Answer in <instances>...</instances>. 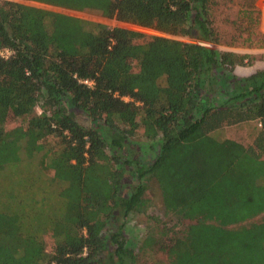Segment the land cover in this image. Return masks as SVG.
I'll use <instances>...</instances> for the list:
<instances>
[{
  "label": "trees",
  "instance_id": "16d2710c",
  "mask_svg": "<svg viewBox=\"0 0 264 264\" xmlns=\"http://www.w3.org/2000/svg\"><path fill=\"white\" fill-rule=\"evenodd\" d=\"M256 1L244 0L232 43L264 47ZM216 4L0 0V50L11 51L0 53V264H137L125 232L152 208V183L165 215L189 221L163 224L167 259L154 264H264V68L239 76L252 55L214 46ZM250 121V144L221 133ZM139 131L154 145L143 158Z\"/></svg>",
  "mask_w": 264,
  "mask_h": 264
},
{
  "label": "rangeland",
  "instance_id": "374dc122",
  "mask_svg": "<svg viewBox=\"0 0 264 264\" xmlns=\"http://www.w3.org/2000/svg\"><path fill=\"white\" fill-rule=\"evenodd\" d=\"M244 0H217V4L214 6V26L220 34V44H215L217 48L221 50H230L238 53H250L252 55L251 62L244 65H238L235 67V73L239 76H247L253 72L264 68V47L249 46L248 43H244L240 40H236L235 44L232 43V36L235 32L234 21L237 19L239 11L243 8ZM32 5H37L51 10H56L64 12L70 15H75L83 19L100 22L108 25L109 27H126L140 31L144 34L146 38H149L153 35L162 34L159 31L136 26L130 23L119 21L115 18H107L101 15V13L96 11H76L77 13L72 14V12L59 10L54 8L53 5L40 2V1H27ZM256 7L260 10V23L259 29L264 33V0H257L255 2ZM179 39L185 41H197L188 37L177 36ZM233 44V45H231ZM2 55H9L10 51H2ZM36 112L40 113L41 108L37 107ZM80 121L84 124H88L89 121L83 116H78ZM22 123L21 119L11 120L8 124V128H12L16 125ZM260 125L257 121L242 122L239 124L231 125L222 130V135L237 139L238 141L244 144L252 143L255 134L257 133ZM49 141H52L49 139ZM134 143H138L142 147V153L140 157H145L147 153L152 151L150 141L145 139L141 132L133 138ZM53 144V143H52ZM147 195L152 199L153 206L148 211V214H139L131 215L128 219L127 229L125 232V239L130 245L134 248L137 253L136 262L137 264H154V261L157 259H167V254L156 244L155 238H158L156 235L160 233V229L165 225V228L169 226H174V231H183L188 225L189 221H178L172 216H167L164 213L163 199L161 197L160 190L155 183L149 186ZM149 215H154L158 219L150 218ZM263 215L257 216L254 220H260ZM172 232V231H171ZM46 241L48 242L49 249H51V237L49 234L45 236Z\"/></svg>",
  "mask_w": 264,
  "mask_h": 264
},
{
  "label": "built area",
  "instance_id": "2783aa9c",
  "mask_svg": "<svg viewBox=\"0 0 264 264\" xmlns=\"http://www.w3.org/2000/svg\"><path fill=\"white\" fill-rule=\"evenodd\" d=\"M54 7V6H53ZM54 8H58L59 10H63V11H68V12H72V14H75V13H77L76 12V10H71V9H66V8H60V7H54ZM79 12H81V11H79ZM70 14V13H69ZM4 50H6V51H10L9 49H1L0 50V53L2 52V51H4ZM10 54H11V51H10ZM9 54V55H10ZM9 55H4V56H9ZM84 83H86V84H88V85H90V86H92L93 84H94V81L93 80H90V79H84V80H82ZM124 99H126V100H129L130 98L129 97H124Z\"/></svg>",
  "mask_w": 264,
  "mask_h": 264
}]
</instances>
